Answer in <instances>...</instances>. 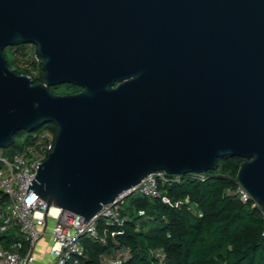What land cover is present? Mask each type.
Masks as SVG:
<instances>
[{
    "label": "water",
    "instance_id": "95a60500",
    "mask_svg": "<svg viewBox=\"0 0 264 264\" xmlns=\"http://www.w3.org/2000/svg\"><path fill=\"white\" fill-rule=\"evenodd\" d=\"M20 44L44 58L41 82L8 66ZM67 83L82 90L49 89ZM47 123L29 191L83 223L153 172L227 155L264 207V0H0V148Z\"/></svg>",
    "mask_w": 264,
    "mask_h": 264
},
{
    "label": "trees",
    "instance_id": "16d2710c",
    "mask_svg": "<svg viewBox=\"0 0 264 264\" xmlns=\"http://www.w3.org/2000/svg\"><path fill=\"white\" fill-rule=\"evenodd\" d=\"M8 52L12 55L9 58ZM37 46L20 44L8 46L4 54L8 66L19 74H28V66L34 64ZM38 68L35 83L43 80V63ZM54 94H73L82 90L74 84H62L49 88ZM44 129L57 134V126L48 123L31 133L20 130L8 152L10 156L33 140L34 134ZM17 137H24L19 145ZM245 159L227 155L219 159L215 170L200 174H167V181H159L160 197L133 193L126 197L121 208L125 218L122 226L105 222L98 224L99 233L104 229L118 231L115 237L108 235L102 243L96 238H83L87 264H102V256L122 252L121 264H264V207L253 197L241 199L239 166ZM168 196L178 206L162 200ZM0 196L3 193L0 191ZM189 199L185 203V199ZM129 201V205L126 201ZM126 204V205H125ZM199 213L202 215L200 216ZM15 229L0 236V242L8 248L21 244L26 247L22 234ZM163 250V260L154 258L151 251ZM126 253V254H125Z\"/></svg>",
    "mask_w": 264,
    "mask_h": 264
},
{
    "label": "built area",
    "instance_id": "2783aa9c",
    "mask_svg": "<svg viewBox=\"0 0 264 264\" xmlns=\"http://www.w3.org/2000/svg\"><path fill=\"white\" fill-rule=\"evenodd\" d=\"M33 58L34 64L27 67V75L32 79L40 74L38 66L41 56L36 53ZM55 137L52 131L44 129L35 133L30 143H25L22 149L11 156L6 157L0 153V191L3 193V197L0 196V236L15 229L23 235L26 243V247L21 249V244L8 248L0 242V264H87L83 261L87 258L83 245L84 236L90 235L104 243L108 235L115 237L121 233L108 229H104L103 234L99 233L100 220L107 218L110 219V224L122 226L125 218L121 215V208L128 195L140 193L151 197L161 196L159 181H167V173L156 171L147 175L137 186L104 205L99 213L84 223V217L73 212L62 211L55 206L47 208V203L33 189L29 191V186L33 185L38 166L54 149ZM200 176L204 179L202 173ZM239 192L243 201L252 197L242 184ZM162 200L171 206L181 203L174 204L165 195ZM188 201V198L185 199V203ZM52 208H56L58 212L53 213ZM49 219L54 221L50 232ZM45 238L49 239V244L40 255L38 246ZM151 254L159 260L165 257L161 249H154ZM122 256V252L114 251L103 255L101 262L121 264Z\"/></svg>",
    "mask_w": 264,
    "mask_h": 264
},
{
    "label": "rangeland",
    "instance_id": "374dc122",
    "mask_svg": "<svg viewBox=\"0 0 264 264\" xmlns=\"http://www.w3.org/2000/svg\"><path fill=\"white\" fill-rule=\"evenodd\" d=\"M8 56H9V58L10 59H12V55L10 54V52H8ZM62 85V84H61ZM60 86V85H59ZM48 124V123H47ZM34 132H36V131H33V132H31V133H34ZM23 139H24V137H17L16 138V142H17V144H21L22 142H23ZM9 148H11V146L10 147H8V148H0V153L1 154H3L4 156H10V154H9V152H8V150H9ZM126 204L127 205H129V201L127 200L126 201ZM125 204V205H126ZM103 220L105 221V222H107V223H109L110 222V219H107V218H103ZM53 223H54V221L52 220V219H49V224H48V232H50L51 231V229H52V226H53ZM16 233L14 234L16 237H17V235L19 234V232L18 231H15ZM47 237V236H46ZM86 237H90V235H86V236H84V238H86ZM48 240V239H47ZM21 241H24L25 242V240H24V238L21 240V239H19V242H21ZM46 246H44V248H45ZM44 248H42L41 249V252H43L45 249Z\"/></svg>",
    "mask_w": 264,
    "mask_h": 264
},
{
    "label": "crops",
    "instance_id": "0c3cea01",
    "mask_svg": "<svg viewBox=\"0 0 264 264\" xmlns=\"http://www.w3.org/2000/svg\"><path fill=\"white\" fill-rule=\"evenodd\" d=\"M48 238H45V239H43L41 242H40V244H39V246H38V253L41 255L43 252H41V249L42 248H44V246H47L48 244H49V239L47 240ZM46 248V247H45ZM44 248V249H45Z\"/></svg>",
    "mask_w": 264,
    "mask_h": 264
},
{
    "label": "bare ground",
    "instance_id": "6f19581e",
    "mask_svg": "<svg viewBox=\"0 0 264 264\" xmlns=\"http://www.w3.org/2000/svg\"><path fill=\"white\" fill-rule=\"evenodd\" d=\"M52 212H53V213H57L58 210H57L56 208H52Z\"/></svg>",
    "mask_w": 264,
    "mask_h": 264
},
{
    "label": "flooded vegetation",
    "instance_id": "af4514ba",
    "mask_svg": "<svg viewBox=\"0 0 264 264\" xmlns=\"http://www.w3.org/2000/svg\"><path fill=\"white\" fill-rule=\"evenodd\" d=\"M29 45L32 46V47L34 46V44H29ZM54 86H56V85H54ZM50 87H53V86H50Z\"/></svg>",
    "mask_w": 264,
    "mask_h": 264
}]
</instances>
